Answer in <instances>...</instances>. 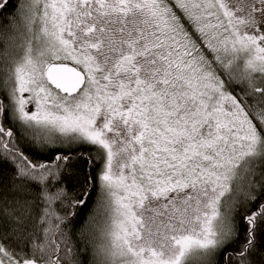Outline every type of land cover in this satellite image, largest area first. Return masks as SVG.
Listing matches in <instances>:
<instances>
[{
  "label": "snow or ice",
  "instance_id": "6c2138e0",
  "mask_svg": "<svg viewBox=\"0 0 264 264\" xmlns=\"http://www.w3.org/2000/svg\"><path fill=\"white\" fill-rule=\"evenodd\" d=\"M0 264H264V0H0Z\"/></svg>",
  "mask_w": 264,
  "mask_h": 264
}]
</instances>
